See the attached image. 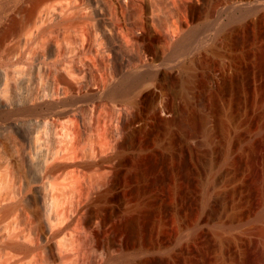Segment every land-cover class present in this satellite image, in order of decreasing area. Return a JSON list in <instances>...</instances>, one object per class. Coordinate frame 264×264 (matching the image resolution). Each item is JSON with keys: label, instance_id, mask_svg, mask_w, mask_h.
Instances as JSON below:
<instances>
[{"label": "bare ground", "instance_id": "1", "mask_svg": "<svg viewBox=\"0 0 264 264\" xmlns=\"http://www.w3.org/2000/svg\"><path fill=\"white\" fill-rule=\"evenodd\" d=\"M234 1L0 0V111L4 112L0 118V264H111L117 255L130 253L126 246L133 240L132 221L118 220L115 207L110 205L112 195L125 188L119 168L122 155H105L96 161L85 154L80 157V145L97 131L91 129L92 135L78 141L74 123L68 122H72L75 110L82 118L81 106L64 117L18 111L70 94L52 92V69L61 76L74 58L67 42L62 53L56 51V34L67 36L84 26L93 35L87 49L96 55L100 66L108 57L116 58L117 46L130 48L125 54L129 61L115 67L109 84L125 79L134 90L123 98L133 110L122 123V151L142 145L136 141L142 128L135 124L146 108L149 111L159 148L153 183H163L168 177L172 126L177 121L168 116L171 100L161 106L156 103L155 87L179 79L176 73H185L177 94L186 99L189 111L178 122L184 126V137L202 134L204 138L188 149L194 175L191 180L201 186V220L219 213L222 204L213 189L223 180L226 168L222 164L224 153L213 140L215 125H223L221 101L230 92L231 103L240 110L243 102L247 103V88L264 76L262 33L252 41L254 53H243L236 71L230 72L235 61H222L220 48L229 42L221 37L220 15L222 5ZM163 39L166 47L157 48L156 43ZM129 43L140 44L141 49L134 51L136 47ZM53 59L57 60L55 68L47 67L45 61ZM194 65L202 71L195 74ZM26 94H31L27 102L14 100ZM231 115L236 117L237 112L232 110ZM115 158L117 162L107 163ZM136 158L143 161L141 153ZM95 164H109L113 174L108 181L98 182L91 174ZM128 189L132 187L126 192ZM119 229L123 234L119 235Z\"/></svg>", "mask_w": 264, "mask_h": 264}, {"label": "rangeland", "instance_id": "2", "mask_svg": "<svg viewBox=\"0 0 264 264\" xmlns=\"http://www.w3.org/2000/svg\"><path fill=\"white\" fill-rule=\"evenodd\" d=\"M93 23L97 27V22ZM220 24L221 37L231 36L225 39L229 43L220 48L222 61H235L230 70L233 72L235 66H241L243 53H254L253 39L261 33L264 36V0H235L232 5H222ZM91 35L86 26L67 36L56 34L60 44L56 51L63 52L64 42H67L73 48L74 58L67 62L61 76L52 69L59 56L57 60L53 59L55 63L45 61L47 67H52V92L55 95L62 96L73 90L103 89L114 78L115 67L129 61L125 54L130 48L117 46L116 58L108 57L100 66L96 55L88 51V44L93 39ZM165 41L156 43L157 48L166 47ZM133 46L136 47L131 48L134 51L141 49L140 44ZM252 56L249 59L251 64L254 61ZM193 68L195 74L202 71L198 65ZM176 76L179 79L155 87L156 103L161 106L171 100L168 116L177 120L172 126L174 143L169 173L163 183L152 182L158 174L159 148L146 107L144 116L135 124L142 128L136 136V141L142 145L123 151L121 143L125 131L122 123L133 110L129 102L97 101L80 107L82 118L77 117V110L70 116L72 122L68 125L74 123V130L82 137L78 136L79 142L92 135V130H97L88 139L90 141L85 138L84 143L80 142L83 144L78 150L80 157L87 155L89 160L96 161L105 155L117 154L124 159L119 168L125 188L112 195L110 205L115 207L118 220L132 221L133 240L126 246L130 253L117 255L111 264H264V76L247 88V103L243 102L240 110L231 103L230 92L221 101L223 125H215L213 141L224 153L222 164L226 172L213 193L222 205L217 215L205 220H201V186L192 181V160L188 153L197 139L204 138L202 134L187 138L181 132L184 126L178 120L189 108L186 99L178 92L185 73L179 72ZM30 95L14 100L27 102ZM232 110L237 112L236 117L231 115ZM162 116H165L164 112ZM95 126L100 128L99 131ZM140 153L143 155L141 163L136 158ZM113 162H117L116 158L107 163ZM108 166L95 164L91 167V174L98 182L108 181L112 176ZM129 187H132L131 191L126 192ZM120 234L123 233L119 229Z\"/></svg>", "mask_w": 264, "mask_h": 264}, {"label": "water", "instance_id": "3", "mask_svg": "<svg viewBox=\"0 0 264 264\" xmlns=\"http://www.w3.org/2000/svg\"><path fill=\"white\" fill-rule=\"evenodd\" d=\"M133 92L134 90L128 86L125 79H118L111 82L103 89H89L83 92L73 90L66 97L54 100L48 99L36 104L26 105L21 107L18 111L26 115L64 117L80 106L97 101L110 100L121 103L124 97ZM3 116L4 112L0 111V118Z\"/></svg>", "mask_w": 264, "mask_h": 264}]
</instances>
